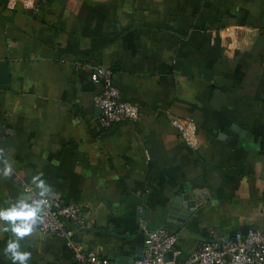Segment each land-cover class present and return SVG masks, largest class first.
Listing matches in <instances>:
<instances>
[{"label": "crops", "instance_id": "1", "mask_svg": "<svg viewBox=\"0 0 264 264\" xmlns=\"http://www.w3.org/2000/svg\"><path fill=\"white\" fill-rule=\"evenodd\" d=\"M0 63V148L13 164L0 208L42 172L84 209L75 243L116 264L139 259L158 228L177 236V262L213 235L264 229V0H0ZM99 66L137 120L100 127ZM174 118L195 124L197 144ZM189 193L196 209L169 222ZM9 239L0 232V264H12ZM20 243L28 264H79L37 229Z\"/></svg>", "mask_w": 264, "mask_h": 264}, {"label": "built area", "instance_id": "2", "mask_svg": "<svg viewBox=\"0 0 264 264\" xmlns=\"http://www.w3.org/2000/svg\"><path fill=\"white\" fill-rule=\"evenodd\" d=\"M21 1H30L36 8L46 2ZM113 77L114 72L107 67L92 68L91 81L102 88L95 102L101 111L99 124L104 130H109L117 124L135 121L139 117L135 106L122 101L120 92L113 83ZM172 126L190 146L197 144L196 128L192 121L174 118ZM26 192L35 193V190L27 187ZM86 227L84 209L77 203L65 204L54 195L50 199L44 222L36 229L42 235L63 239L66 246L74 252L79 264H116L95 253L83 252L75 243L76 234ZM176 243L177 236L164 228L148 232L143 253L133 264H264V229L249 230L246 234L236 233L231 237L213 235L184 262L167 260L170 254L175 253Z\"/></svg>", "mask_w": 264, "mask_h": 264}, {"label": "clouds", "instance_id": "3", "mask_svg": "<svg viewBox=\"0 0 264 264\" xmlns=\"http://www.w3.org/2000/svg\"><path fill=\"white\" fill-rule=\"evenodd\" d=\"M0 174L11 177L13 164L6 158L4 149L0 148ZM40 172L32 177L35 193L17 197L16 201L6 208H0V232H10L15 239H9L4 248V255L12 264H28L31 253L21 250L20 241L34 233L47 215L50 199L55 195L51 185L42 179Z\"/></svg>", "mask_w": 264, "mask_h": 264}, {"label": "water", "instance_id": "4", "mask_svg": "<svg viewBox=\"0 0 264 264\" xmlns=\"http://www.w3.org/2000/svg\"><path fill=\"white\" fill-rule=\"evenodd\" d=\"M5 64L0 63V86L8 83V78L6 75ZM199 196L195 194V200L199 203ZM194 196L189 194H184L183 196L177 197L175 202L172 204L169 212L168 220H177V222L182 223L185 217H188L192 211L196 209L197 202L193 201ZM167 260H169L167 258Z\"/></svg>", "mask_w": 264, "mask_h": 264}]
</instances>
